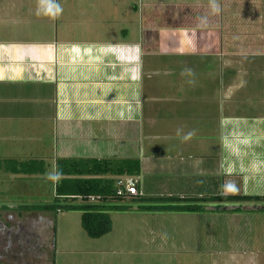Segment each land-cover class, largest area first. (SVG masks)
<instances>
[{
    "label": "crops",
    "instance_id": "0c3cea01",
    "mask_svg": "<svg viewBox=\"0 0 264 264\" xmlns=\"http://www.w3.org/2000/svg\"><path fill=\"white\" fill-rule=\"evenodd\" d=\"M230 7L239 13L224 12L221 30L210 28L211 13L169 21L119 0H0V121L36 122L29 139L39 156L29 158L51 159L53 175L58 158L139 161L138 175L110 176L137 194L109 212V232L91 238L100 264L105 256L117 264H264V209L231 212L220 208L234 204L211 201L197 212L158 207L168 202L157 198L170 196L264 199V0ZM229 24L238 31L228 34ZM15 95L30 105L12 109ZM17 207L0 205V264H53L40 241L52 212ZM34 218L46 223L42 231ZM231 227L233 243L225 236ZM217 228L225 231L219 243Z\"/></svg>",
    "mask_w": 264,
    "mask_h": 264
},
{
    "label": "rangeland",
    "instance_id": "374dc122",
    "mask_svg": "<svg viewBox=\"0 0 264 264\" xmlns=\"http://www.w3.org/2000/svg\"><path fill=\"white\" fill-rule=\"evenodd\" d=\"M114 1L117 2V0ZM141 1L144 3L146 2L153 4H150L148 6L144 4L145 6H141L140 3ZM185 1L191 2L192 0H185ZM216 1L218 2L217 3L218 6L220 5L221 6L219 7L220 11L215 14L211 12L210 5L198 6L197 8L190 4H187L188 6H181L176 4L178 3V1L176 0H119V4L121 5V7H124L127 3L129 5L131 4V7L135 5L137 6L139 12L140 11L144 12L148 10L151 11L153 9H156L160 15L167 16V18H169V21L172 20L171 18L173 17L177 18L184 16L186 18L187 16H189L188 14H192V12L195 13L196 15L199 14L201 15L202 12H205L207 14L211 13L215 17H214V24H211L210 28L213 29L217 25L218 27H220L219 25H221L220 28L222 30L224 12L227 13V11L230 10L231 12H233V17H234V15H237L239 13V9L230 7V4L232 2L236 3L237 0H216ZM59 2L60 0H57V3ZM207 14L206 16H209ZM151 15L152 16L148 15V17H153V18L155 17V14H151ZM211 22H213V20H211ZM157 26L163 28V26L166 25L160 23ZM204 26L207 28V25ZM227 29L229 32L228 34H230V32L235 33L238 31V27L236 29L232 25L230 26V24L227 25ZM239 37L240 36L235 34V36L232 37L233 40L232 42H236V41L238 42ZM18 96L19 95H15L14 97L15 99L11 100L8 103V105L12 107V109L13 108L20 109L25 105L27 106L30 105L28 103L24 104V102H21L18 99ZM42 127H44V132L46 136L47 123H44ZM39 128L42 129L41 127ZM32 129L36 131L37 129L36 122L16 121V120L0 121V159L13 156L14 158H18L19 160H24L26 158H29L30 154H33V156L38 157L39 153H37V151L39 152V149H37V143L33 144L29 139V137L31 136L29 133L33 131ZM14 132L18 133V135L24 133L26 135L25 137L27 138L22 137L21 139L13 140L12 135ZM48 142H49L48 138L45 137L43 145H45ZM21 145L25 148H29L30 151L21 150L19 148ZM43 145H41V142L38 143L39 148H41ZM32 148L34 150H32ZM33 151H35V153ZM45 160L47 163V170L42 175L27 176V175H13L9 173H3V175L0 176V205L5 204V206L10 207V206H22V205L24 206V205H32V204L51 203L53 200V194H52L53 180L50 179L49 177L50 175L54 174L53 161L48 157H46ZM80 201L81 200L79 199L76 200V202H80ZM50 215L54 219V224L52 225L53 227L47 229L50 236L48 234L46 236L45 233L43 234L41 233L42 238L40 241H44L43 242L44 253L47 254L48 259L51 260L53 264H100L101 257H103V253H95L96 250L94 249V247L96 246L97 242L96 240H91V238L87 236V234L81 227L79 212L66 211L63 214L58 213V215H55L54 212H52ZM33 223L37 224V229H39L40 231L43 230L44 225L46 224L44 220L42 219L37 220L36 218H34ZM226 230L227 232L225 233V236H227V240L229 239L231 240V243H233L234 240L238 238L236 234L237 228L231 227V228H227ZM224 232L225 231H222L221 228H217L214 233L215 235L214 237H216V240L215 239L214 240L219 243V238H223ZM45 237L47 238L45 239ZM13 242L11 244L12 247L10 248L15 247V243ZM218 243L217 245L214 246L216 252L221 251V247ZM232 250H238V249L232 248ZM8 251L6 250V252L4 253H7ZM106 257L107 256H105V260H103L104 261L103 263L117 264L112 260L109 261V257H107L108 259ZM107 261L108 263H106Z\"/></svg>",
    "mask_w": 264,
    "mask_h": 264
},
{
    "label": "trees",
    "instance_id": "16d2710c",
    "mask_svg": "<svg viewBox=\"0 0 264 264\" xmlns=\"http://www.w3.org/2000/svg\"><path fill=\"white\" fill-rule=\"evenodd\" d=\"M137 159H96V158H58L55 161V174L58 178L53 186V200L47 204L22 205V210H41L56 213L58 210L80 212V224L90 238H99L109 232V212L116 210L126 196L115 178L110 176L139 174ZM47 163L41 158L19 160L14 157L0 159V172L13 175H42ZM134 186V185H133ZM135 187V186H134ZM95 197L88 201V197ZM81 200L76 202V200ZM168 203L158 206L161 210L197 212L204 210L202 202L236 204L244 201H264L257 197L240 195H214L206 197L178 198L160 197ZM220 206V205H218ZM6 208V207H3ZM231 212L242 211L239 207Z\"/></svg>",
    "mask_w": 264,
    "mask_h": 264
},
{
    "label": "clouds",
    "instance_id": "9594fccd",
    "mask_svg": "<svg viewBox=\"0 0 264 264\" xmlns=\"http://www.w3.org/2000/svg\"><path fill=\"white\" fill-rule=\"evenodd\" d=\"M50 7H54V8H55V14H56V15H58V14L60 13V11H61L59 5H53V6H50ZM210 9H211V12H212L213 14L218 13V12L220 11L219 6H218V4L216 3V0H210ZM206 22H207V21H206V18H201V23H202V24H205V25H206ZM187 71H188L189 73H191V70H190V69H188ZM191 134H192V133H188V136H191ZM188 136H186V137H184V138L187 139ZM49 178L52 179V180H56V179L58 178V173L55 174V175H50Z\"/></svg>",
    "mask_w": 264,
    "mask_h": 264
},
{
    "label": "water",
    "instance_id": "95a60500",
    "mask_svg": "<svg viewBox=\"0 0 264 264\" xmlns=\"http://www.w3.org/2000/svg\"><path fill=\"white\" fill-rule=\"evenodd\" d=\"M119 182V181H118ZM133 181L130 180L129 183H132ZM240 208L243 211L246 210H258V209H264V206H257V205H231V206H222L220 209L222 210H230V209H235V208Z\"/></svg>",
    "mask_w": 264,
    "mask_h": 264
},
{
    "label": "built area",
    "instance_id": "2783aa9c",
    "mask_svg": "<svg viewBox=\"0 0 264 264\" xmlns=\"http://www.w3.org/2000/svg\"><path fill=\"white\" fill-rule=\"evenodd\" d=\"M125 192L127 195H136L137 194L136 189L133 185H128L125 189ZM87 199H88V201H94L95 197L89 196Z\"/></svg>",
    "mask_w": 264,
    "mask_h": 264
},
{
    "label": "flooded vegetation",
    "instance_id": "af4514ba",
    "mask_svg": "<svg viewBox=\"0 0 264 264\" xmlns=\"http://www.w3.org/2000/svg\"><path fill=\"white\" fill-rule=\"evenodd\" d=\"M30 234H31V233H29V234H28V233H26V236H27V235H29V236H30ZM23 240H24L25 242H27V238L23 237Z\"/></svg>",
    "mask_w": 264,
    "mask_h": 264
}]
</instances>
